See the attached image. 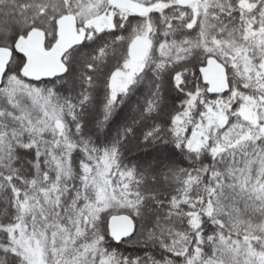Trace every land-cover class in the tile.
Here are the masks:
<instances>
[{"label":"snow or ice","instance_id":"obj_1","mask_svg":"<svg viewBox=\"0 0 264 264\" xmlns=\"http://www.w3.org/2000/svg\"><path fill=\"white\" fill-rule=\"evenodd\" d=\"M0 264H264V0H0Z\"/></svg>","mask_w":264,"mask_h":264},{"label":"trees","instance_id":"obj_2","mask_svg":"<svg viewBox=\"0 0 264 264\" xmlns=\"http://www.w3.org/2000/svg\"><path fill=\"white\" fill-rule=\"evenodd\" d=\"M131 155H137V152L134 150L132 153H131ZM113 244H115L114 242H112ZM127 247H129L128 245H120V249L121 250H124L125 248H127Z\"/></svg>","mask_w":264,"mask_h":264},{"label":"water","instance_id":"obj_3","mask_svg":"<svg viewBox=\"0 0 264 264\" xmlns=\"http://www.w3.org/2000/svg\"><path fill=\"white\" fill-rule=\"evenodd\" d=\"M115 243V242H114Z\"/></svg>","mask_w":264,"mask_h":264}]
</instances>
